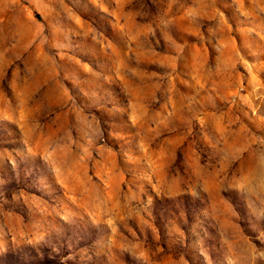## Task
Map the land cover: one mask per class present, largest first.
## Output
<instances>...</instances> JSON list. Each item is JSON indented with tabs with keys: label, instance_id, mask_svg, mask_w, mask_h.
Segmentation results:
<instances>
[{
	"label": "rangeland",
	"instance_id": "obj_1",
	"mask_svg": "<svg viewBox=\"0 0 264 264\" xmlns=\"http://www.w3.org/2000/svg\"><path fill=\"white\" fill-rule=\"evenodd\" d=\"M0 264H264V0H0Z\"/></svg>",
	"mask_w": 264,
	"mask_h": 264
}]
</instances>
